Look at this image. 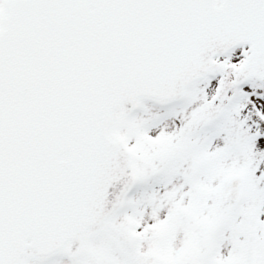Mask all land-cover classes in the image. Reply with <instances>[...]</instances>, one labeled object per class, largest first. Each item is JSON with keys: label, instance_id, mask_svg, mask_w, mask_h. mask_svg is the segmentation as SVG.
Listing matches in <instances>:
<instances>
[{"label": "snow or ice", "instance_id": "snow-or-ice-1", "mask_svg": "<svg viewBox=\"0 0 264 264\" xmlns=\"http://www.w3.org/2000/svg\"><path fill=\"white\" fill-rule=\"evenodd\" d=\"M0 264H264V0H0Z\"/></svg>", "mask_w": 264, "mask_h": 264}]
</instances>
